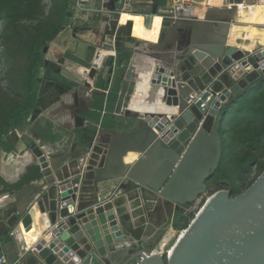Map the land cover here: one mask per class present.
I'll list each match as a JSON object with an SVG mask.
<instances>
[{"label":"water","instance_id":"water-1","mask_svg":"<svg viewBox=\"0 0 264 264\" xmlns=\"http://www.w3.org/2000/svg\"><path fill=\"white\" fill-rule=\"evenodd\" d=\"M192 1L219 8L264 4V0ZM230 27V21H219L211 33L201 34L199 29L187 33L175 59L147 66L135 84L129 83L126 97L129 94L130 104H137L131 119L135 129L124 133L118 144L108 145L97 166L90 159L88 166L78 168L84 169L82 178L74 176L59 184L47 234L32 237L26 218L0 228V253L11 251L9 264H264V169L244 191L232 195L222 189L207 198L165 255L143 246L156 229L145 222L144 208H139L136 223L127 218L126 198L119 200L124 194L98 202L88 193L91 183L124 176L139 186L136 190L186 209L206 190L220 160L219 125L229 104L264 81V46L249 51L229 45ZM208 115L214 118L210 129L205 124ZM79 120L77 116V125ZM195 127L214 141L211 157L192 147ZM21 141L38 157L47 183L53 182L46 178L49 163L39 145L27 135ZM156 143L168 154L144 176H135ZM129 147L142 157L126 164ZM97 149L92 148L91 156ZM206 158L211 159L208 165ZM194 165L201 168L195 179ZM190 183L196 184L193 193L180 200Z\"/></svg>","mask_w":264,"mask_h":264},{"label":"rangeland","instance_id":"rangeland-1","mask_svg":"<svg viewBox=\"0 0 264 264\" xmlns=\"http://www.w3.org/2000/svg\"><path fill=\"white\" fill-rule=\"evenodd\" d=\"M153 1L154 0H74L70 2L68 7V11L71 15L69 23L62 27L56 38L43 50L49 70L46 72L44 78L42 77L40 93L37 98L38 106L33 112H31L24 124L18 129L22 128V130H24L27 126V128H31L33 123L37 121L39 112H44L50 107L52 108L51 112L63 118V114H60L62 106L60 103L65 96H72L73 101L77 104V106H80L78 92L80 90H89L82 87L83 81L85 80H78L80 85L78 88L80 89L68 87L67 90L64 91L63 89V91H60L57 84L61 86H63V84L59 82L60 80L58 77L51 74L50 71H56L57 68L63 69V67L68 69L67 67L71 66L70 62L67 60L63 62L64 58H67L68 60L78 59L75 51H79L81 47H84L82 43H88L95 46V48L107 43L106 46L108 47L109 52L115 55L109 56L106 54L103 56L100 66L95 69V83L106 80L110 71H112V74H115L114 80L116 78L123 79L126 77V73L130 72L132 75L135 73V70H129L127 68L129 63L133 62L131 61V58L134 51L143 55L142 57L145 58L149 56H156V58L153 59H169L171 57H175L177 56V51L182 49L185 42L182 41V43L180 42L178 45L177 40H183L185 37L184 35L194 31L197 26V22L210 23L211 17L213 16V14H211V6L207 5V9L210 10L205 12V16H203V12L199 13L198 10L193 13L192 11L197 9L199 2L186 1L189 5L182 6V0H169L168 3H170V5L166 6L165 9L154 11L155 7H152L154 3ZM54 7V0H38L37 5L34 6V9H32L31 12H27V10L23 12H16L13 16L14 18L11 17L12 20L10 22L5 21V19L3 20V22H5H1L0 24V103H3L5 107L8 105L7 102L10 101V98L15 90L19 89L23 82L28 54V39L35 31L41 32L46 30V26L43 25V21H46L49 18V15H51ZM107 10H119L124 11L125 13L127 11L129 13H127L123 20H120L121 15L119 13H111L112 17L109 19L107 16L109 13ZM219 13L217 12L215 14H219L215 19H223L222 16H224L223 14L225 12L221 11ZM198 15H200V18H198ZM120 21H125V23H121ZM103 22H105L104 27L106 30L108 28H113L114 31L104 34L103 28L101 27ZM133 22L137 24L138 28L142 25V31L138 35H134L132 33ZM178 29L181 30L179 33L185 32L186 34H179ZM100 31H102V33ZM56 43H58V45H56ZM129 44L134 45L132 49L133 51L129 48ZM49 47H54V50L50 51ZM98 51L99 50H97V53ZM102 54L103 53L100 50V55ZM86 58L87 62L84 60L80 62H82L81 64H83L84 67L91 68V54H89ZM68 70L71 71V73L77 74L74 70ZM84 71L86 73L87 69H84ZM59 76L63 77L60 73ZM110 81H112V79H110ZM139 85L140 84H138V86ZM75 90L79 91L76 93ZM40 102L45 103V106H48L45 108L43 106L42 109ZM78 110L83 112L84 108L79 107ZM79 111L76 112L75 116H83L85 114ZM89 111L91 110H88V112ZM229 114L231 115L229 116L227 122H223V126L226 132V138L228 137L227 146L229 151H231L229 152L230 155L227 160H232V155L235 154L236 149L234 147V134L232 130H230V125L236 122V118L234 117L235 113H232L231 109ZM74 117L73 120L70 121L71 126H68L69 128L75 127ZM85 120L87 121L85 129H88L92 126L91 122L93 121L88 117H85ZM15 129L8 132L5 140L14 142V138L18 136ZM228 131L230 133H228ZM80 153L79 155L77 153L75 156L81 157L82 155ZM86 166H88V164ZM226 169H228V164ZM261 170L262 166L260 165L252 166L248 175H243L244 177H242V175H238L236 177L237 179L234 181L235 188L237 189L235 192H232L230 189L232 187V182L227 177V173L222 171V174L225 175L218 177L213 185L208 184L206 190L200 195H204V198L202 199L203 203L218 190L226 189L230 193L232 192V195L244 191L259 175ZM137 186L138 185L134 182L133 186L130 188L118 189V187H114L109 191L110 195H108V198H113L117 195L121 196L132 189H136ZM104 192L105 189L99 191V193ZM119 192H122L120 193L121 195ZM170 204L172 205L167 206L166 211L163 212V216L161 215V219L159 218V210H157V213V211L151 207L146 211L145 215V221L156 225V229L153 234L143 242V244L145 243L147 246L152 245L153 248H157L158 244H160L159 249L163 255L170 251L183 231V229L173 230L169 225L175 213L182 212V215L186 217L188 224L191 222L196 213V211H189L188 209L181 210L180 208L178 211L175 208V206H177L175 203ZM128 213V217H131V220L134 219L132 211H129ZM166 235L167 238L164 240L163 237ZM162 239L163 241H161Z\"/></svg>","mask_w":264,"mask_h":264},{"label":"crops","instance_id":"crops-1","mask_svg":"<svg viewBox=\"0 0 264 264\" xmlns=\"http://www.w3.org/2000/svg\"><path fill=\"white\" fill-rule=\"evenodd\" d=\"M175 1V0H174ZM186 1L189 0H182V6H188L189 4L186 3ZM169 0H167L166 6H169L170 3H168ZM178 2V1H177ZM185 2V3H184ZM256 5H264L261 3H258ZM256 5H246L242 4L239 6H233V7H211V14L213 16L211 17V22H205V23H196V28L194 30H200L201 34L205 33H211V28L214 26L218 25L219 21H230L231 28L233 26L240 25L241 27H255V28H264V22H256L252 21V19L248 16L245 19L244 18H239L237 16L238 11L240 10V7L244 10L246 9L245 12L249 13L251 10L254 8ZM250 6V7H249ZM199 8V9H198ZM208 7L204 3H199L197 6V9L192 11L193 13L196 12L197 10L200 12H203V16H205V12ZM201 10V11H200ZM217 10V11H216ZM224 11L225 13L223 14L224 16L223 19H215L216 16H218L221 12ZM219 13L215 15L216 13ZM208 14V13H207ZM263 15V16H262ZM262 17H264V12L262 13ZM200 15H198V18ZM256 17H260V15H255ZM221 17V18H222ZM125 17H121L120 20H123ZM219 18V17H217ZM239 18V19H238ZM206 19V18H204ZM250 19V20H249ZM206 21V20H205ZM121 23H125V21H120ZM250 22V23H249ZM254 22V23H253ZM208 23V24H207ZM233 24V26H232ZM107 25V24H106ZM105 22H103V25L101 27L103 28L104 34H108L109 32H113V28H108L106 30ZM206 26V27H205ZM142 31V25L140 28L137 27V24L133 22V27H132V33L134 35L140 34ZM181 30L178 29V33ZM102 33V31H100ZM179 34H186L185 32H181ZM247 32H244V35H247ZM187 35V34H186ZM62 36V35H61ZM185 36V35H184ZM230 32L228 39L230 38ZM178 45L180 42L182 43L183 40L178 39ZM249 42H252L250 45H252V49H244V48H239L242 50H249V51H254L255 49L264 46V41H257V40H248ZM229 45H231L228 42ZM58 45V43H56ZM84 47H81L79 51H75L76 57L78 59H70L68 60L67 58H64L63 62L66 60L70 62L69 67H67L70 70H74L77 72L71 73L68 69H63L57 68L56 72L62 74L63 78H65L68 81H74L79 84V81L85 80L91 83L90 87L82 86L83 88L89 89L88 91H79L75 90L77 93H81L78 97L80 99V106L83 107L84 111H79L81 113H85L81 117V120H79V124L77 125L76 123V117L75 119V127H68L66 123L69 121V118L66 116H61L51 112L52 108L50 107L46 111H40L39 116L37 118V121H35L32 125V127L27 128L25 127L24 130L20 128L19 134L20 136H17L14 138V148L9 151H1L0 152V178L3 179L8 185H12L20 181L21 178H23L25 175H29L28 173V168L31 166H37L39 168V177L37 178H32L33 180H30L28 184H24L21 186L19 189H10L7 186H4L0 182V228H5L7 224L14 223L16 221L21 224V221L26 218L27 223L31 229V236L34 238H38L42 236L44 233L47 234V230L49 228L50 224V218H51V208L54 205V200L57 197V193L59 190V184L66 180L67 178H73L74 176H78L82 178L84 169H78V168H84L83 162L84 159L86 158L85 154H82V152L85 150L84 146L90 145L88 144V138L91 137L92 135H98L96 143L94 146H98L97 151H95L94 156L90 155L88 156L86 163L88 164L89 160L92 159L93 161L96 162L97 166L101 161L98 159L103 153L106 151V147L108 145L113 144H118V140L124 133L133 131L135 129V126L132 123V116L135 115L136 110H134L137 106V104L134 103V101L130 104V95L128 94L126 97V92L124 96V102L121 111L119 112H113L111 116L115 119V125L113 127H110L107 131L106 130H101L98 127L99 122L93 121L91 122V127L88 129H85L86 124H84L85 117H88L90 120L91 118L89 117V112L93 110V92L95 89H97L95 86L96 83H99L100 81L95 83V69L98 68L101 64V60L103 59V56L107 55H112V53L109 52L108 47L106 46L107 43H104V45L100 47L92 46L88 43H82ZM129 48L132 50L134 45L129 44ZM50 51L54 50V47H49ZM97 50L98 53H97ZM100 50L103 53L100 55ZM108 50V52H107ZM133 51V50H132ZM73 52V51H72ZM74 53V52H73ZM180 53V49L177 51L178 55ZM91 54L92 56V67L87 68L84 67L82 62L80 61H86L87 62V56ZM113 56V55H112ZM143 55L139 54L138 52H133L131 61L132 63H129L128 69L129 70H135L134 75L132 73H126V77L123 78V80L127 81L128 83H136L138 79L141 78L143 70H146L147 66L149 67L152 64H157L159 61H164L165 59L168 58H156L154 57H142ZM96 57V58H95ZM175 57H171L175 59ZM79 60V61H78ZM143 60V61H142ZM112 62V61H111ZM84 69H87V72L85 73ZM73 71V72H74ZM79 73V74H78ZM130 74V76H129ZM114 75L112 74V71H110V74L108 73L107 79L109 81V86L112 87L115 80H114ZM111 77V78H110ZM128 78V79H127ZM91 81H89V80ZM112 79V81H110ZM79 80V81H78ZM103 80V81H106ZM83 81V84L84 82ZM61 82V81H59ZM63 86L57 84L58 88L60 91H64L68 89V85L65 83L61 82ZM95 85V86H94ZM80 87V85H79ZM80 89V88H78ZM139 91V90H138ZM137 92V91H136ZM108 91H105V94H107ZM78 95V94H77ZM138 96V95H137ZM136 96V97H137ZM78 99V100H79ZM40 105L43 109L48 105L45 106V103L40 102ZM88 110H91L88 112ZM88 114L86 115V113ZM105 114V112H102V115ZM62 119V120H60ZM69 123V122H68ZM108 132L111 134L110 138L108 139L104 133ZM23 135H27L30 138H32L41 148V150L45 153L47 157V161L49 163V177H46L47 179L53 178L54 181L51 183H47L45 178L42 175V168L41 164L39 162L38 157L32 153L30 148L25 145V142L21 141V137ZM160 144V143H158ZM129 151L127 154L124 156V163L126 164H131L133 161L138 159L139 157H142L140 152H138L135 148L129 147ZM164 150L165 148L160 144L158 147L156 146L155 148V155H150L149 161L146 163H143L142 165H139L135 171L134 175L141 177L142 175L144 176L146 173L152 170V168L156 165V163L160 162L161 163V158L164 156ZM81 152V153H80ZM79 153L82 155L81 157L75 156L76 154ZM81 162V163H80ZM95 164V163H93ZM146 164V165H145ZM33 175V174H32ZM140 175V176H139ZM134 181H128V179L124 176L122 177H117L111 180H105L102 182H97V183H91V190L88 192L89 194H92L96 196V200L98 202H103L106 200H110L112 198H108L109 191L114 188L118 187L120 188H130L133 186ZM139 188V186H137ZM102 189H105L104 193H99ZM134 190V189H132ZM130 190L127 193H125V197H121L122 200L123 198H126V207L129 208H135L132 206L131 198H130ZM122 193V192H120ZM119 193V194H120ZM121 195V194H120ZM123 196V195H121ZM128 197V198H127ZM128 199V200H127ZM162 202V201H161ZM147 199L146 197L143 199V202L141 201V204H139L140 208H144V216L146 215V211L149 210L150 207H148ZM136 210V209H135ZM146 217V216H145ZM159 218H162L161 215L159 214ZM148 221H146L147 223ZM172 228V227H171ZM1 253L5 254L7 256V262L9 264V258L11 255V251L9 249L2 250Z\"/></svg>","mask_w":264,"mask_h":264},{"label":"trees","instance_id":"trees-1","mask_svg":"<svg viewBox=\"0 0 264 264\" xmlns=\"http://www.w3.org/2000/svg\"><path fill=\"white\" fill-rule=\"evenodd\" d=\"M72 1L74 0H54L55 7L52 9L51 15L46 21H43L46 30L35 31L28 39V54L23 82L20 88L15 90L6 107L3 103H0V152L14 148L13 142L5 140L6 135L9 131L21 127L31 112L38 106L37 98L40 93L42 77L44 78L49 70L43 50L56 38L62 27L69 23L71 15L68 7ZM153 2L152 7H155L157 11L165 9L167 0H154ZM37 3L38 0H0V24L5 19V21L10 22L16 12L25 10L31 12ZM50 72L70 88L79 87L77 82L66 80L59 76V73L55 70ZM108 84V80L97 83V89L93 92V110L89 112L91 120L99 122L101 130L106 131L115 125V119L111 114L121 111L125 92L129 86V83L121 78H117L112 87H108ZM106 90L108 91L107 94H105ZM60 104H62L60 114L69 118V123L67 122L66 125L71 126L70 121L79 111L77 104L70 95L65 96ZM230 109L232 113H235L234 117L236 118V122L230 125V130L234 134L236 152L232 155V160H227L231 151L227 146L228 137L226 138L223 122L228 121L231 115L229 114ZM103 111L105 114L102 115ZM106 131L104 135L109 139L111 134ZM219 133L222 154L216 170L207 180V183L213 185L218 177L225 175L222 174L223 171L227 173V177L232 182L231 191L235 192L237 189L234 181L238 175H242V177L248 175L252 166L260 165L262 170L264 169V81L234 97L219 125ZM228 133L230 132L228 131ZM227 164L228 169H226ZM28 173L31 176L27 174L12 185H8L1 178L0 182L11 190L19 189L24 184H28L30 180H33L32 178L39 177V168L31 166L28 168ZM182 214V212H176L169 223L173 230H181L187 227L188 222ZM166 238L167 235L163 237L164 240ZM143 246L153 248L152 245L147 246L145 243ZM159 246L160 244H158V250H160Z\"/></svg>","mask_w":264,"mask_h":264},{"label":"bare ground","instance_id":"bare-ground-1","mask_svg":"<svg viewBox=\"0 0 264 264\" xmlns=\"http://www.w3.org/2000/svg\"><path fill=\"white\" fill-rule=\"evenodd\" d=\"M245 11H246L245 8L243 10L240 7V10L238 11L237 16L239 18H244V19L249 16L252 19V21H255V23L256 22H264V17H262L263 16L262 13L264 12V5H256V6H254V8L251 10L250 13H249V11L248 12H245ZM256 14L257 15H260V17L259 16L256 17L255 16ZM126 15H127V13H123L121 15V17H125ZM232 26H233V24H232ZM244 32H247L248 34L247 35H244ZM230 36L231 37L228 39V42L231 45H233L235 47H239V48H244V49L251 50L253 48L252 45H250L252 42H249L248 40L250 39V40H257V41L260 40V41H264V28H255V27H249V26L241 27L240 25H237V26H233L231 28ZM213 121H214V118H213L212 115L206 116V118H205V124L208 127V129H210V127H212ZM192 131L193 132L197 131L196 132V135L194 137L195 142H194V144H193L192 147H195L196 149L203 150L206 154H209V155H207V157L208 156L211 157V155L213 153L212 147L214 146V149H215V144H214V141L212 140V138L209 137V135L205 134L202 130H200V129L197 130L196 127ZM159 145L160 144H158V143H156L154 145V147L152 149V152L150 153L151 155H155L154 154L155 153L154 150H155L156 146L158 147ZM167 154H168V152L165 149L164 150V155H167ZM189 157L190 156L186 155L185 159L188 160V159H190ZM178 161H179V159H178ZM210 162H211V159H206L204 165H208ZM178 164H179V162H178ZM145 197L147 199V203L146 204L148 205V207L154 208L155 211L159 210V214L162 215V216H163V212L166 211L167 206L168 205H172L167 200H165L163 198H160L158 196H153V195L148 194V193H142V192L134 189V190H132L130 192V198H131L132 206H134L135 208H132V207L129 208V207L124 206V209L127 212H129V211L131 212L132 211V213H133L132 215H134V219H132V221H135L136 223H139L140 222V218L138 216V211H139V208H140L139 207V204H141V201L143 202V199ZM119 200L123 202L122 198L119 199ZM175 208L177 210H180L179 207H177V206H175ZM157 213H158V211H157ZM127 218H128V215H127ZM151 224L154 225L153 223H151ZM183 233H184V231L181 232V234L178 237V239L183 235ZM178 239H177V241H178ZM29 241H30V238H29ZM177 241L175 242V244L177 243ZM175 244L172 246V248L170 249V251H168L166 254H168V253L171 252V250L173 249V247L175 246ZM152 249H153V251H156L159 254H162L160 252V250H157L155 248H152Z\"/></svg>","mask_w":264,"mask_h":264},{"label":"built area","instance_id":"built-area-1","mask_svg":"<svg viewBox=\"0 0 264 264\" xmlns=\"http://www.w3.org/2000/svg\"><path fill=\"white\" fill-rule=\"evenodd\" d=\"M189 1H192V0H189ZM192 2H194V1H192ZM107 11L109 13L107 15L109 19L112 17L111 13H119L120 15H122L123 13H125L124 11H119V10H107ZM126 13H129V12L126 11ZM112 55H114V54L112 53ZM80 94L81 93H79V95ZM78 99H79V97H78ZM83 122H84V124H86L87 121L84 120ZM98 127L100 128V123L98 124ZM18 130H19L18 128L15 129L16 133L18 134V136H20ZM97 136L98 135L95 134V135H92L91 137H87L88 138L87 139L88 140L87 142L90 145H87L86 144L84 146V149H83V150H85V153L84 154L86 155V158L84 159V162H83V165H84L83 167H86V165H87L86 160H87L88 156L90 155V153L92 152V148L94 147V144L96 143ZM203 198H204V195L203 196H199L196 200H194L193 202H191L190 205L188 206V208H186V209H188L189 211H196V213H197L199 211V209L201 208V206L203 205V200H202ZM0 264H8V262H7V256L5 254H3V253H0Z\"/></svg>","mask_w":264,"mask_h":264},{"label":"flooded vegetation","instance_id":"flooded-vegetation-1","mask_svg":"<svg viewBox=\"0 0 264 264\" xmlns=\"http://www.w3.org/2000/svg\"><path fill=\"white\" fill-rule=\"evenodd\" d=\"M207 155H209V154H205L204 153V157H207ZM199 156V155H198ZM197 155L196 156H194V157H198ZM209 157V156H208ZM206 159H208V158H206ZM193 160H197V158H194ZM195 163H197V162H195ZM194 167H195V170H194V172H193V179H195L197 176H198V174H199V171H201V168H199L198 169V166L197 165H194ZM216 170V169H215ZM214 170V171H215ZM116 171V170H115ZM213 174V173H212ZM207 182V181H206ZM208 184V183H207ZM190 186V187H189ZM196 186V184H193V183H190V185H188L186 188H185V190H184V192H183V196H180L179 197V199L181 200L182 198V201H184V200H186V197H184L185 195H187V194H192L193 193V191H194V187ZM187 191V192H186ZM187 193V194H186Z\"/></svg>","mask_w":264,"mask_h":264}]
</instances>
